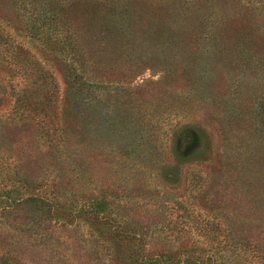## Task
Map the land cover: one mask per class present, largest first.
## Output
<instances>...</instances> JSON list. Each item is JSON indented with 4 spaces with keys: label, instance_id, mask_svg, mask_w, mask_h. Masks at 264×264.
<instances>
[{
    "label": "rangeland",
    "instance_id": "1",
    "mask_svg": "<svg viewBox=\"0 0 264 264\" xmlns=\"http://www.w3.org/2000/svg\"><path fill=\"white\" fill-rule=\"evenodd\" d=\"M160 254L264 264V0H0V263Z\"/></svg>",
    "mask_w": 264,
    "mask_h": 264
},
{
    "label": "trees",
    "instance_id": "2",
    "mask_svg": "<svg viewBox=\"0 0 264 264\" xmlns=\"http://www.w3.org/2000/svg\"><path fill=\"white\" fill-rule=\"evenodd\" d=\"M74 40H75V42H77V39H76V37L74 36ZM89 53H88V50H87V48H86V46H85V72L87 71V68H88V63H89V55H88ZM94 84H96L97 82L94 80ZM91 84H93V83H91V82H88L87 80L85 81V90H86V88H87V86H92ZM92 99V98H91ZM94 101L93 102H86L85 101V105L88 107V106H90V105H93V106H95L94 105ZM28 197H31V196H26L25 198H28ZM42 199V198H41ZM115 235L116 236H118L119 237V240H120V243H121V240H124V238L122 237V235L124 234V232L123 231H119V230H116L115 232ZM250 244H252L255 248H258L259 249V247H260V243H257V242H251ZM166 255L165 254H160L159 255V257L158 258H152L151 259V257H149V256H141V258L140 257H138V259H135V258H133V260H134V262H137V261H139V259L140 260H142V261H149V262H154V264H158V263H166ZM119 259H121V261H123L122 260V257L120 256V255H118L117 256V260H119ZM179 260H181V259H178L177 260V262H174V264H180L181 263V261L179 262ZM125 261H126V259H125ZM1 262V261H0ZM156 262V263H155ZM158 262V263H157ZM203 263H205V264H208V262L206 261V262H204V259H199V260H197V261H194L193 262V264H203ZM0 264H4V263H0ZM210 264H213L212 262L210 263Z\"/></svg>",
    "mask_w": 264,
    "mask_h": 264
}]
</instances>
